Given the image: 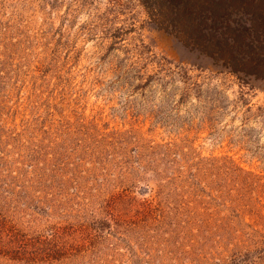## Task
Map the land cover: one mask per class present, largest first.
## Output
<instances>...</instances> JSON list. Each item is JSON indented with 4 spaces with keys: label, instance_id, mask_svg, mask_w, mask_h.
<instances>
[{
    "label": "rangeland",
    "instance_id": "374dc122",
    "mask_svg": "<svg viewBox=\"0 0 264 264\" xmlns=\"http://www.w3.org/2000/svg\"><path fill=\"white\" fill-rule=\"evenodd\" d=\"M150 9L0 0V264H264V78Z\"/></svg>",
    "mask_w": 264,
    "mask_h": 264
},
{
    "label": "trees",
    "instance_id": "16d2710c",
    "mask_svg": "<svg viewBox=\"0 0 264 264\" xmlns=\"http://www.w3.org/2000/svg\"><path fill=\"white\" fill-rule=\"evenodd\" d=\"M140 1L151 8V24L185 47L221 59L232 73L264 78V0Z\"/></svg>",
    "mask_w": 264,
    "mask_h": 264
}]
</instances>
